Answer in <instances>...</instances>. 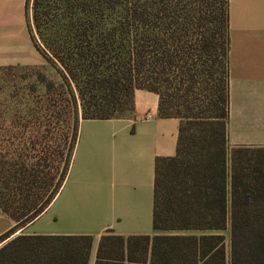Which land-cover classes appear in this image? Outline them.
Here are the masks:
<instances>
[{"label":"trees","instance_id":"16d2710c","mask_svg":"<svg viewBox=\"0 0 264 264\" xmlns=\"http://www.w3.org/2000/svg\"><path fill=\"white\" fill-rule=\"evenodd\" d=\"M25 18L54 77L37 83L63 103L72 137L53 184L47 157L28 155L29 125L0 124V214L13 223L0 264H87L90 237L11 236L58 192L79 121L130 114L135 90L178 120L174 156L154 160L152 227L186 234L113 237L97 259L122 262L125 246L126 264H264V147L227 145L228 0H25Z\"/></svg>","mask_w":264,"mask_h":264},{"label":"crops","instance_id":"0c3cea01","mask_svg":"<svg viewBox=\"0 0 264 264\" xmlns=\"http://www.w3.org/2000/svg\"><path fill=\"white\" fill-rule=\"evenodd\" d=\"M229 147H264V0H228ZM44 64L26 27L25 0H0V70ZM158 97L133 93V110L107 120H80L66 177L45 211L15 232L27 237H90L87 264L111 238L186 234L155 232L154 160L174 156L178 120L157 117ZM13 224L0 232L8 231ZM104 237V240L102 238Z\"/></svg>","mask_w":264,"mask_h":264},{"label":"rangeland","instance_id":"374dc122","mask_svg":"<svg viewBox=\"0 0 264 264\" xmlns=\"http://www.w3.org/2000/svg\"><path fill=\"white\" fill-rule=\"evenodd\" d=\"M36 69V71H33L32 68L15 72L0 71V124L12 122L29 125V135L27 136L29 140H37L38 143L34 145V151L28 155L31 159H34L33 156L47 157L48 162H42L40 169L47 171L46 173L53 177L54 184L66 161L72 130L67 123V110L63 103H54L52 107L50 100L56 101L59 98L54 95L45 96L42 87L37 83L36 76L54 79L49 68L44 63L37 66ZM6 130L8 129L6 128ZM36 135L39 137H35ZM41 136L44 140H41ZM42 149L44 155L39 154ZM9 222L0 214V232L8 226ZM224 236L227 239L226 232Z\"/></svg>","mask_w":264,"mask_h":264}]
</instances>
